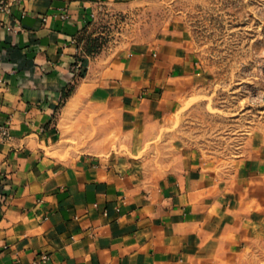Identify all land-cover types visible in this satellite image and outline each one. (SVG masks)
<instances>
[{
	"label": "crops",
	"instance_id": "1",
	"mask_svg": "<svg viewBox=\"0 0 264 264\" xmlns=\"http://www.w3.org/2000/svg\"><path fill=\"white\" fill-rule=\"evenodd\" d=\"M0 13V264H251L264 224V149L225 163L140 155L196 76L176 23L86 53L99 11L138 0H10Z\"/></svg>",
	"mask_w": 264,
	"mask_h": 264
},
{
	"label": "rangeland",
	"instance_id": "2",
	"mask_svg": "<svg viewBox=\"0 0 264 264\" xmlns=\"http://www.w3.org/2000/svg\"><path fill=\"white\" fill-rule=\"evenodd\" d=\"M191 32L198 60L187 95L140 157L165 174L185 156L225 163L264 149V0H138L99 11L84 34L86 53L134 49L176 23ZM90 54V55H93ZM264 264V224L248 240Z\"/></svg>",
	"mask_w": 264,
	"mask_h": 264
},
{
	"label": "built area",
	"instance_id": "3",
	"mask_svg": "<svg viewBox=\"0 0 264 264\" xmlns=\"http://www.w3.org/2000/svg\"><path fill=\"white\" fill-rule=\"evenodd\" d=\"M12 3L10 0H0V13L10 12ZM10 138V133L7 127L0 126V140L7 141Z\"/></svg>",
	"mask_w": 264,
	"mask_h": 264
},
{
	"label": "trees",
	"instance_id": "4",
	"mask_svg": "<svg viewBox=\"0 0 264 264\" xmlns=\"http://www.w3.org/2000/svg\"><path fill=\"white\" fill-rule=\"evenodd\" d=\"M88 54H93L92 52L88 51Z\"/></svg>",
	"mask_w": 264,
	"mask_h": 264
}]
</instances>
